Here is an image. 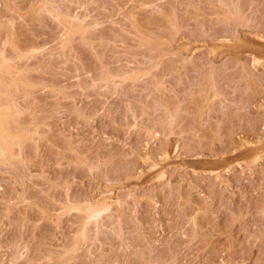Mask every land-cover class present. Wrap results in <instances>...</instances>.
Wrapping results in <instances>:
<instances>
[{
	"label": "rangeland",
	"instance_id": "374dc122",
	"mask_svg": "<svg viewBox=\"0 0 264 264\" xmlns=\"http://www.w3.org/2000/svg\"><path fill=\"white\" fill-rule=\"evenodd\" d=\"M0 264H264V0H0Z\"/></svg>",
	"mask_w": 264,
	"mask_h": 264
}]
</instances>
